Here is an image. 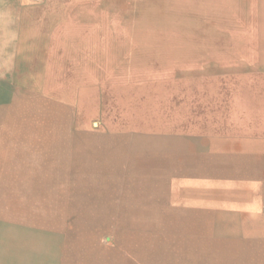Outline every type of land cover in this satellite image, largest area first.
<instances>
[{
  "label": "rangeland",
  "instance_id": "obj_1",
  "mask_svg": "<svg viewBox=\"0 0 264 264\" xmlns=\"http://www.w3.org/2000/svg\"><path fill=\"white\" fill-rule=\"evenodd\" d=\"M0 1L9 23L0 30V105L5 107L0 111V264H264L255 211L247 220L227 219L226 230L216 231L221 236H211L209 246L183 247L170 255L158 243L164 244L166 232H173L171 221L163 220V232L154 222L131 221L116 213L118 199L114 207L104 206L108 214L99 211L104 176L98 154L78 156L81 147L96 142L82 138L78 117L63 107L74 104L80 85H86L79 79L85 75L81 69L97 65L125 73L129 68L143 83L178 86L185 95L214 90L217 129L225 112L240 108L243 113L236 118L246 121L249 135L259 136V118H264V0ZM5 37L17 44L7 54ZM93 75L86 73L85 79ZM203 108L212 110L207 100ZM88 128L94 133L106 126L94 121ZM210 175L216 187H226L222 174ZM118 180L130 182L122 175ZM194 180L203 182L199 175ZM195 234L204 233L181 230L179 235Z\"/></svg>",
  "mask_w": 264,
  "mask_h": 264
},
{
  "label": "crops",
  "instance_id": "obj_2",
  "mask_svg": "<svg viewBox=\"0 0 264 264\" xmlns=\"http://www.w3.org/2000/svg\"><path fill=\"white\" fill-rule=\"evenodd\" d=\"M0 14V30H5L9 25L7 17H3V14H7L6 6L0 5ZM2 45L6 54L8 48L17 47L16 41L7 38ZM115 69L103 70L95 65L92 70H85V73L94 72L95 75L89 79H85L86 75L81 78L80 82L86 85H80L81 90L74 104L69 101L72 100L71 94L65 97L69 103H63L65 111H72L78 117L76 124L82 126V138L90 143L96 142L95 146H88L87 149L81 147L78 155L92 157L98 154L95 156L97 165L104 176L100 184L98 210L106 213L108 210L104 211V206L106 209L114 207L112 202L118 199L116 213L127 215L134 222L152 223L162 219L209 223L206 227L196 225L185 230H200L204 233L201 235H182L181 238V230L165 231L168 233L165 243L158 244L168 255L173 250L178 253L183 246H209L210 240L214 243L211 236H221L216 231L223 233L226 230L227 219L247 220L254 211L259 213V237L264 239V118H259V136L253 133L249 135L246 121L243 123L240 117L236 118L237 114L243 113L240 108L232 111L236 121H233L230 110L227 114L225 112L217 129L214 90L207 92V95L201 92H187L185 95L178 86L150 85L132 77L134 74L130 73L129 68L123 70L125 73ZM96 94H99V98ZM206 100L212 110L203 108ZM2 103H5L4 100ZM55 103L51 105L52 113L55 112ZM3 108L0 105V111ZM33 110L38 111V108L35 106ZM34 118L35 123L40 124L41 120ZM94 121L106 126L105 130L90 132L88 127ZM222 154L225 157L221 162L219 157ZM247 168L251 171L255 168L259 175L247 192L248 205L246 195L235 194L234 197L238 196L239 199L229 200L231 204L228 198L221 199V193H217L221 189L216 187L214 177L208 183L200 180L190 182L197 174L214 175L217 171L223 175L221 178H224V182L228 178V181L235 183L243 178ZM121 175L130 182L126 185L119 182ZM142 185L147 186L148 190L136 189ZM237 188L236 185L228 187L233 190ZM205 196L207 202L203 199ZM151 206L159 207L162 218L151 214L137 215L139 209H150ZM237 207L240 214L235 213ZM232 208H235V212L227 213ZM91 218L99 220L98 217ZM193 236L196 237L192 241ZM186 239V242L182 241Z\"/></svg>",
  "mask_w": 264,
  "mask_h": 264
},
{
  "label": "bare ground",
  "instance_id": "obj_3",
  "mask_svg": "<svg viewBox=\"0 0 264 264\" xmlns=\"http://www.w3.org/2000/svg\"><path fill=\"white\" fill-rule=\"evenodd\" d=\"M172 1V0H171ZM178 1V0H177ZM204 2H205V0H203ZM202 1V2H203ZM236 1V0H235ZM234 1V2H235ZM173 2V1H172ZM179 2H180V0H179ZM181 2H184V1H181ZM203 2V3H204ZM227 2V1H226ZM242 2V1H241ZM197 3V2H196ZM207 3V2H206ZM228 3V2H227ZM244 3V2H243ZM239 4V3H238ZM182 5V4H181ZM189 5H193V4H189ZM203 5H205V4H203ZM203 5H202V7H203ZM210 5V4H209ZM235 5V4H234ZM242 5V4H241ZM236 6V5H235ZM175 7V6H174ZM194 7V6H193ZM197 7V6H196ZM207 7H208V5H207ZM206 7V8H207ZM210 7V6H209ZM214 7H216V6H214ZM233 7V6H232ZM241 7H243V6H241ZM169 8H171V7H169ZM168 8V9H169ZM176 8V7H175ZM192 8V7H191ZM212 8H213V6H212ZM178 9V8H177ZM180 9V8H179ZM188 9V8H187ZM202 9V8H201ZM201 9H198V10H201ZM217 10H218V8H216ZM235 9V8H234ZM239 9V8H238ZM191 10V9H190ZM198 10H195V11H198ZM204 10H206L205 8H204ZM207 10H209V9H207ZM220 10H222V9H220ZM179 11V10H178ZM184 11V10H183ZM186 11V10H185ZM214 11H215V9H214ZM223 11V10H222ZM225 11V10H224ZM238 11H240V9L238 10ZM242 11V10H241ZM167 12H168V10H167ZM177 12V11H176ZM201 12V11H200ZM200 12H198V13H200ZM145 13V12H144ZM144 13H142V14H144ZM149 13V12H148ZM168 13H170V12H168ZM225 13V12H224ZM238 13V12H237ZM173 14H175V13H173ZM227 14V13H226ZM137 15V14H136ZM140 15H141V13H140ZM149 15H150V13H149ZM176 16H177V14H176ZM226 16V15H225ZM230 16V15H229ZM181 17V16H180ZM228 17V16H227ZM227 17H225V18H227ZM139 18V17H138ZM145 18V17H144ZM171 18V17H170ZM179 18V17H178ZM190 18V17H189ZM193 18V17H192ZM244 18H245V16H244ZM18 19H19V17H18ZM171 19H175V18H171ZM180 19V18H179ZM186 19V18H185ZM246 19V18H245ZM244 19V20H245ZM145 20H148V18L146 17V19ZM183 19H181V21H182ZM196 20V19H195ZM203 20V19H202ZM209 20V19H208ZM217 19H215V21H216ZM226 20V19H225ZM176 21V20H175ZM184 22H185V20H183ZM190 20L188 19V21L186 20V22H189ZM222 21V20H221ZM260 21V20H259ZM191 22V21H190ZM227 22V21H226ZM199 23V22H198ZM200 23H202V22H200ZM222 23V22H221ZM230 23V22H229ZM143 24H145V23H143ZM148 24V23H147ZM147 24H145L146 26H147ZM194 24V23H193ZM203 24V23H202ZM205 24V23H204ZM231 24V23H230ZM172 25V24H171ZM170 25V26H171ZM173 25H175V24H173ZM172 25V26H173ZM190 25V24H189ZM194 25H198V24H194ZM214 25V24H213ZM216 25V24H215ZM214 25V26H215ZM224 25H226V24H224ZM171 26V27H172ZM181 26H183V25H181ZM200 26H201V24H200ZM205 26H207V24L205 25ZM229 26V25H228ZM227 26V27H228ZM236 26V25H235ZM152 27H154V26H152ZM163 27H164V25H163ZM174 28H175V26H173ZM202 27V26H201ZM219 27H222V26H219ZM233 27V26H232ZM210 28V27H209ZM238 28V27H237ZM153 29V28H152ZM164 29V28H163ZM206 29V28H205ZM213 29H214V27H213ZM155 30H156V28H155ZM175 30V29H174ZM177 30V29H176ZM204 30V29H203ZM159 31V30H158ZM199 31V30H198ZM207 31V30H206ZM214 30H212V32H213ZM220 31V30H219ZM218 31V32H219ZM164 32V31H163ZM191 32V31H190ZM203 32V31H202ZM208 32V31H207ZM181 33V32H180ZM199 33V32H198ZM214 33V32H213ZM217 33V32H216ZM221 33V32H220ZM205 35L207 34V33H204ZM203 34V35H204ZM164 35H165V33H164ZM198 35V34H197ZM217 35H218V33H217ZM220 35V34H219ZM226 35V34H225ZM224 35V36H225ZM228 35V34H227ZM137 36V35H136ZM209 36V35H208ZM212 36V35H211ZM214 36V35H213ZM135 37V36H134ZM176 37V36H175ZM181 37V36H180ZM219 37V36H218ZM221 37V36H220ZM226 37V36H225ZM157 38V37H156ZM166 38V37H165ZM205 38V37H204ZM152 39V38H151ZM164 39V38H163ZM156 40V39H155ZM168 40V39H167ZM232 40H233V38H232ZM170 41V40H169ZM213 41H215L214 39H212V42ZM172 42H173V40H172ZM163 43V42H162ZM168 43V42H167ZM217 43V42H216ZM220 43V42H219ZM130 46H131V44H129ZM141 45H143V44H141ZM136 46H138V44L136 45ZM124 48H125V46H123ZM171 47V46H170ZM122 48V47H121ZM120 48V49H121ZM133 48H135V47H133ZM201 49V48H200ZM125 50V49H124ZM145 50V49H144ZM147 50V49H146ZM194 49H192L191 51H193ZM117 51H120L119 50V48H118V50ZM134 51V50H133ZM197 51V50H196ZM201 51V50H200ZM203 51V50H202ZM115 52V51H114ZM125 52V51H124ZM137 52V51H136ZM194 52V51H193ZM205 52V51H204ZM139 53V52H138ZM195 53V52H194ZM114 54V53H113ZM115 55H116V53H115ZM138 55V54H137ZM188 57V56H187ZM186 57V58H187ZM209 57H211V56H209ZM215 57V56H214ZM126 58V57H125ZM148 58V57H147ZM151 58V57H150ZM165 58H167V57H165ZM212 58V57H211ZM116 60H117V58H116ZM200 60H202V59H199V61ZM210 60V59H209ZM117 61H119V60H117ZM120 62V61H119ZM133 62V61H132ZM136 62V61H135ZM135 62H133V63H135ZM138 62V61H137ZM197 62V61H196ZM94 63V62H93ZM123 63H125L124 61H123ZM117 64H118V62H117ZM136 64V63H135ZM215 64V63H214ZM123 65H125V64H123ZM126 65H128V64H126ZM125 65V66H126ZM202 65V64H201ZM24 66V65H23ZM114 66V65H113ZM22 67V66H21ZM27 68V67H26ZM116 68V67H115ZM122 68V67H121ZM204 68V67H203ZM34 69H35V67H34ZM99 69V68H98ZM104 69V68H103ZM196 70V69H195ZM195 70H193V71H195ZM22 71V70H21ZM115 71V70H114ZM174 71H177V70H174ZM197 71V70H196ZM199 71V70H198ZM197 71V72H198ZM81 72H83L85 75H86V73H85V71L84 70H82L81 69ZM179 72V71H178ZM203 72V71H202ZM205 72V71H204ZM82 73V74H83ZM101 73V72H100ZM102 74V73H101ZM179 74V73H178ZM84 75V76H85ZM98 75V74H97ZM199 75V74H198ZM103 77V76H102ZM83 79V77L81 76V77H79V79ZM99 79V78H98ZM36 86L37 87H40V82H38L37 81V84H36ZM49 86H50V88H55V86L51 83V84H49ZM24 94V93H23ZM19 95H20V93H19ZM20 97V96H19ZM75 139H77V138H75ZM65 150V149H64ZM80 155V154H79ZM78 155V156H79ZM225 157V155L224 154H222V157L221 158H219V160L222 162V160H223V158ZM79 158H81V156H79ZM228 162H230V161H228ZM219 163V162H218ZM230 164V163H229ZM262 167V166H261ZM231 170V169H230ZM246 170V169H245ZM225 173V172H224ZM261 173V172H260ZM229 174H231V173H229ZM198 175V174H197ZM262 175H264L263 173H262ZM199 176H200V178H201V180L203 181V182H205V183H208V182H210V179H211V175L209 174V175H206V178L204 177V175H200L199 174ZM230 176V175H229ZM258 172H256V169L254 168V170L253 171H251L250 169H248L247 168V170H246V174L245 175H243V179L241 178V179H239L238 180V182H233V183H231L232 182V180L231 181H228V178H227V180H225V186L226 187H223V188H220L221 190H217V193L218 192H220L221 193V195H220V198L221 199H223V198H228V201L229 200H234V196H235V194H237L238 196L239 195H241V196H243V197H245V195L247 196V192H249V188L250 187H252V185L257 181V179H258ZM233 177V176H232ZM264 177V176H263ZM197 178V176H193L192 178H191V180H190V182H194L195 180L194 179H196ZM180 180V179H179ZM236 181H237V179H236ZM188 185H189V183H188ZM232 185H236V187H238L237 188V190H233V189H228V187H230V186H232ZM256 185V184H255ZM242 186H244V188L242 189V190H239V188L241 187L242 188ZM240 193H242V194H240ZM236 197L235 199H239V197ZM204 200H205V202H207V197L205 196L204 198H203ZM199 201V200H198ZM231 201V202H232ZM231 202L229 201V204H231ZM239 207V206H238ZM132 208V207H131ZM141 210V211H140ZM235 209L234 208H232V209H229V211L227 212V213H232V212H235L234 211ZM133 211H135V210H133ZM231 211V212H230ZM128 213V212H127ZM235 213H237V214H240V210H236V212ZM139 214H142V215H148V214H151L152 216L153 215H157L159 218H162V216H160V211H159V207H155V206H151L150 207V209H144V208H142V209H139V211H137V215H139ZM141 222H144V221H141ZM162 222H163V220L161 219V221H157V222H154L155 223V225H153L154 227H156V230H158V231H161V229H162ZM168 222V221H167ZM173 224H174V226H173V231L174 230H189V229H191V228H193L194 226H196V225H200L201 227H203L204 225L202 224V223H199V224H197V222H192V221H177V222H173V221H171ZM139 223V222H138ZM145 223H147V225L148 226H150V224L148 223V222H145ZM145 223H141L142 225L141 226H144L145 225ZM205 225H207L208 226V224L209 223H204ZM150 229V228H149ZM70 230V229H69ZM146 230V229H145ZM67 232H69V231H67ZM74 234V233H73ZM72 236V235H71ZM76 236V235H75ZM85 240V239H84ZM78 241V240H77ZM78 243V242H77ZM155 243V242H154ZM199 243L200 244H202L203 242H202V240H201V238H199ZM183 247H185V246H183ZM188 261H191V260H188ZM109 263H111V262H109Z\"/></svg>",
  "mask_w": 264,
  "mask_h": 264
}]
</instances>
